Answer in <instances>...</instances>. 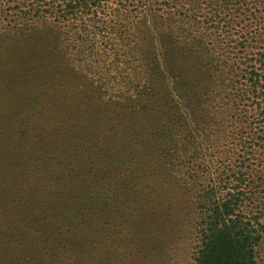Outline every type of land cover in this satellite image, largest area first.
<instances>
[{
    "label": "rangeland",
    "instance_id": "374dc122",
    "mask_svg": "<svg viewBox=\"0 0 264 264\" xmlns=\"http://www.w3.org/2000/svg\"><path fill=\"white\" fill-rule=\"evenodd\" d=\"M215 2L111 0L60 21L45 74L3 64L0 98L36 110L4 106L0 264L38 256L42 264H196L223 198L210 188L223 87L209 48L219 33L192 31L190 15L220 9ZM12 25L0 24V37ZM9 51L0 47L2 61ZM50 98L59 115L41 114ZM260 153L254 161L264 169Z\"/></svg>",
    "mask_w": 264,
    "mask_h": 264
},
{
    "label": "trees",
    "instance_id": "16d2710c",
    "mask_svg": "<svg viewBox=\"0 0 264 264\" xmlns=\"http://www.w3.org/2000/svg\"><path fill=\"white\" fill-rule=\"evenodd\" d=\"M108 1L111 0H0V24H13L2 35L4 38L0 37V47L14 51L11 60L0 59V69L4 64L28 68L36 77L45 74L53 57L51 35L60 27V21L82 20V15L97 12ZM215 1L220 3V9L202 14L194 9L190 15L192 31L207 26L219 33L215 40L209 35V48L220 59L216 69L221 73L223 87L220 104L214 107L219 112L213 127L217 148L215 159L210 161V175H215L210 188L219 190L223 198L208 217L209 228L201 238L196 264H257L255 247L261 238L264 169L256 167L254 160L257 152L264 157V0ZM41 23L44 24L40 26ZM192 31L191 41H198L200 35ZM9 33L17 36L12 47L3 42L10 43ZM6 101L17 104L20 111L36 110L35 102L30 100L0 98V124L5 123L3 115L9 113L4 108ZM46 104L42 115H59L60 102L50 98ZM255 174H259L256 179L262 184L253 182ZM42 259L38 256L26 261L18 257L17 261L40 264Z\"/></svg>",
    "mask_w": 264,
    "mask_h": 264
}]
</instances>
